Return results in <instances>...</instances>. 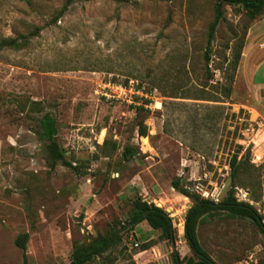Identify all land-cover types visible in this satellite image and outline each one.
Segmentation results:
<instances>
[{"label": "rangeland", "instance_id": "obj_1", "mask_svg": "<svg viewBox=\"0 0 264 264\" xmlns=\"http://www.w3.org/2000/svg\"><path fill=\"white\" fill-rule=\"evenodd\" d=\"M64 3L0 0V37L42 27L23 49L0 52V264H70L75 247L113 232L120 240L88 264L192 257L183 225L193 203L174 182L214 204L234 186L264 224V116L245 108L254 104L242 83L233 88L242 58L264 52V18L223 5L207 71L216 0H77L46 27ZM45 113L62 161L37 135ZM126 147L137 153L125 159ZM235 153L249 164L234 180ZM135 200L168 214L174 243L145 222L128 229ZM197 236L214 264H264L252 221L219 211Z\"/></svg>", "mask_w": 264, "mask_h": 264}, {"label": "trees", "instance_id": "obj_2", "mask_svg": "<svg viewBox=\"0 0 264 264\" xmlns=\"http://www.w3.org/2000/svg\"><path fill=\"white\" fill-rule=\"evenodd\" d=\"M74 1L77 0H65V3L57 16H55L45 26L47 27L50 24H55L63 15L67 6L72 4ZM223 5L241 7L251 21L256 18H264V0H216L214 16L207 30V43L204 53V61L207 71V66L213 53L212 43L214 41L216 28L223 18ZM41 29L42 27L30 26L25 34H16L13 37H0V52L6 49L14 51L23 49L28 45L30 39L39 34ZM239 57L240 53L235 56V59L231 63L232 69L234 70L237 68ZM231 89V86L224 88L227 96H229ZM31 105L38 106L39 103L32 102ZM138 133L140 136H145V129L140 124L138 126ZM37 135L40 140L46 143L48 157L53 162L62 161L63 155L56 141L57 129L55 126V120L48 113L43 114L39 119ZM238 149H242V147L239 146ZM136 153V149L126 147L123 152V157L128 159ZM236 154L237 153L232 156L229 163L231 178L234 180L240 175V171L244 170L249 164V160L247 158H242L237 161ZM251 185L258 188L259 181L257 180V177L254 178L253 184ZM173 187L180 194L188 197L193 203L186 212L183 225V237L187 247L192 253V257L180 259L176 253H173V264H214L199 243L197 227L201 222L206 220L207 217H210L219 211L225 212L226 215L231 218L252 221L258 227L264 240V224L261 222V217H259L255 209H253L250 205L236 201L233 195L234 186H232L226 197L218 204H214L210 200L200 198L195 194H190L186 189L179 187L178 182H174ZM143 222H145L152 230L160 232V241H167L171 244L174 243L176 233L168 214L165 213L163 209L155 207L152 204H148L141 200H135L133 203V209L129 214V222L127 223L129 225L128 229H132L136 225ZM27 239V234L17 237L15 240V246L24 252ZM119 240V235L116 232H113L108 237H100L98 240L93 241L84 250L81 249V247H75L71 255L70 264H88L92 259L100 257ZM144 250H146V247H143L142 251Z\"/></svg>", "mask_w": 264, "mask_h": 264}, {"label": "crops", "instance_id": "obj_3", "mask_svg": "<svg viewBox=\"0 0 264 264\" xmlns=\"http://www.w3.org/2000/svg\"><path fill=\"white\" fill-rule=\"evenodd\" d=\"M247 48L244 49L246 51ZM244 55V54H243ZM237 82L242 83L250 92L253 106H246L245 108L250 113L253 111H260L259 116H264V52L261 55L256 53L251 54L248 58L243 59L238 68L236 77L233 83V88ZM263 129L264 125L261 124Z\"/></svg>", "mask_w": 264, "mask_h": 264}, {"label": "built area", "instance_id": "obj_4", "mask_svg": "<svg viewBox=\"0 0 264 264\" xmlns=\"http://www.w3.org/2000/svg\"><path fill=\"white\" fill-rule=\"evenodd\" d=\"M212 201H213V202H217L216 199H212ZM212 201H211V202H212ZM215 204H216V203H215ZM135 246H136V244H135Z\"/></svg>", "mask_w": 264, "mask_h": 264}]
</instances>
